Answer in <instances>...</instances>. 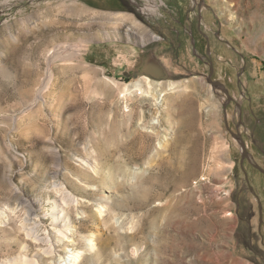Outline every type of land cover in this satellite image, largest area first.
Listing matches in <instances>:
<instances>
[{"label": "rangeland", "instance_id": "374dc122", "mask_svg": "<svg viewBox=\"0 0 264 264\" xmlns=\"http://www.w3.org/2000/svg\"><path fill=\"white\" fill-rule=\"evenodd\" d=\"M238 126L264 168V0H0V264H264Z\"/></svg>", "mask_w": 264, "mask_h": 264}, {"label": "crops", "instance_id": "0c3cea01", "mask_svg": "<svg viewBox=\"0 0 264 264\" xmlns=\"http://www.w3.org/2000/svg\"><path fill=\"white\" fill-rule=\"evenodd\" d=\"M113 2V9H119L120 7L127 6L129 0H111ZM115 6V7H114ZM141 50V49H140ZM134 54V53H133ZM135 63L134 66L123 72L127 77H143L149 76L155 79L163 74V72H169L167 66L162 60L156 56L152 51H136L134 54Z\"/></svg>", "mask_w": 264, "mask_h": 264}, {"label": "bare ground", "instance_id": "6f19581e", "mask_svg": "<svg viewBox=\"0 0 264 264\" xmlns=\"http://www.w3.org/2000/svg\"><path fill=\"white\" fill-rule=\"evenodd\" d=\"M142 78L144 79V83L142 81H137V82L133 83L132 85H126L124 87V89L121 90L122 96L124 98H127V99L131 98L132 96L137 95V94H141V95H145V96H153L155 94V92L159 89V86L154 85L153 80L148 76H143ZM146 86H148V89L146 88ZM169 86H170L171 90H175L178 88V86L174 82L170 83ZM165 93L166 92H161L160 97L156 98L158 104L161 102V96H164ZM208 108H209V110L213 109V107L211 105H209ZM64 236H65V234H64ZM97 241H98V245L102 244V242L100 240H97ZM52 256H53V254L50 255V257H52ZM53 258H55V257H53ZM44 259L45 258L42 257L41 260L44 261ZM79 264H85V260H82L81 263H79Z\"/></svg>", "mask_w": 264, "mask_h": 264}, {"label": "flooded vegetation", "instance_id": "af4514ba", "mask_svg": "<svg viewBox=\"0 0 264 264\" xmlns=\"http://www.w3.org/2000/svg\"><path fill=\"white\" fill-rule=\"evenodd\" d=\"M205 39H208L206 36H204ZM231 103V101H230ZM243 120V118L241 119V121ZM236 135H239L238 139L241 143V140L244 142V146L242 145V148H243V151H242V157L240 159V166L244 168V163L247 164V166H250L252 167L254 170H257V171H260V172H263L264 173V168L256 163L254 161V154H252L249 150H248V147H247V144H246V141H245V137L243 135V133L240 132V129H239V126L236 128V131H234ZM245 174H246V177H248V174L247 172L245 171Z\"/></svg>", "mask_w": 264, "mask_h": 264}, {"label": "water", "instance_id": "95a60500", "mask_svg": "<svg viewBox=\"0 0 264 264\" xmlns=\"http://www.w3.org/2000/svg\"><path fill=\"white\" fill-rule=\"evenodd\" d=\"M212 75V72L210 73ZM211 75L209 77V81L212 83L213 86H216V87H221L227 94H228V90L227 88L225 87L224 83L220 82V81H214L211 79ZM169 77V73L168 72H163V74H161L160 76H158L157 78L158 79H163V78H167ZM229 96V95H228ZM230 97V96H229ZM224 108H226V104H224ZM225 110V113H226V109ZM235 136L239 137V135H236L234 134ZM241 143L242 145L244 146V142L241 140Z\"/></svg>", "mask_w": 264, "mask_h": 264}]
</instances>
